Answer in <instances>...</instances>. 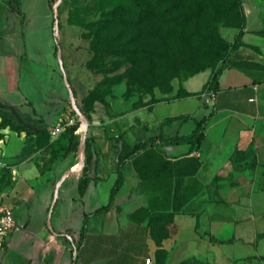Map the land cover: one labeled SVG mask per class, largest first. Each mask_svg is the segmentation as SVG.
Here are the masks:
<instances>
[{
  "label": "crops",
  "instance_id": "1",
  "mask_svg": "<svg viewBox=\"0 0 264 264\" xmlns=\"http://www.w3.org/2000/svg\"><path fill=\"white\" fill-rule=\"evenodd\" d=\"M243 3L247 32L236 59L247 64L226 68L211 98L161 102L88 133L99 162L83 195L81 142L68 153L56 151L65 160L63 154L44 159L43 152L55 153L44 148L46 130L0 128V202L12 207L16 223L9 248L30 264H264V237L258 239L264 232V0ZM5 7L0 0V122L12 112L21 121L42 118L31 125L46 128L51 117L39 111V81L23 62L35 63L41 48L28 37L43 22L51 26L52 10L48 0H24L21 36V16L3 14ZM13 23L16 31L7 33ZM210 113L199 144L158 140L127 160L112 207L98 211L110 203L118 178L116 135L132 147L153 135H189ZM236 151L242 156L234 166ZM36 199L46 212H29Z\"/></svg>",
  "mask_w": 264,
  "mask_h": 264
},
{
  "label": "rangeland",
  "instance_id": "2",
  "mask_svg": "<svg viewBox=\"0 0 264 264\" xmlns=\"http://www.w3.org/2000/svg\"><path fill=\"white\" fill-rule=\"evenodd\" d=\"M231 1L144 0V12L155 5L153 13L140 20L132 18L126 27H109L107 24L116 20V14L126 5L135 10L132 1L65 0L61 12L52 11L51 28L48 21L43 22L28 37V44L36 40L41 48L35 63L30 66L26 60L23 62L26 73L30 67L34 70L41 87L37 89L39 111L51 117L45 145L49 144L55 153L48 156L43 152L42 158L56 159L63 154L60 160L66 159V153L59 155L56 151H65L67 130L78 121L81 142L84 123L81 110L78 112L74 104L77 101L89 113V118L84 115L88 135L106 121L131 111H151L158 103L186 97L200 101L211 98L210 82L222 63L221 49L231 45L239 31L238 21L229 11ZM164 10L170 14L162 15ZM181 13L185 16L180 17ZM58 14L59 19L54 21ZM9 27L7 33L16 31V23ZM20 27L23 36L22 21ZM55 35L61 46L59 52ZM29 84L23 83L27 91ZM70 84L77 90V101L70 93ZM58 122L65 130L53 138ZM28 210L33 215L47 211L37 199Z\"/></svg>",
  "mask_w": 264,
  "mask_h": 264
},
{
  "label": "trees",
  "instance_id": "3",
  "mask_svg": "<svg viewBox=\"0 0 264 264\" xmlns=\"http://www.w3.org/2000/svg\"><path fill=\"white\" fill-rule=\"evenodd\" d=\"M48 0V4L50 9L53 11V13H56V11L58 10L59 12H61L63 10V4L65 2V0ZM132 1V4H134V9L129 10L128 6L126 5L123 11H121V13H118L116 15H119L118 18L116 20H114L113 22L108 23L107 25L110 26H128L130 23V20L134 17L136 20H140L143 19L145 17H147V15H149V13H153V11L155 10V5H149L147 9V12H144L145 8L141 7V4L144 2V0H130ZM161 1H165V0H161ZM24 0H6V5L7 7H5V9L7 11H16L17 14H19L21 16V21L24 23L25 21V14L23 12L22 9V4H23ZM166 2L169 3V0H166ZM232 5L230 7V12H233V16L236 18V20L238 21V25H239V31L235 36L234 42L231 45H228L226 47H223L221 49V59H222V63L219 67L216 68L214 75L212 77V80L210 82V88L212 90L213 93H215L217 90H219L220 88V75L221 73L229 67H244L247 62L243 61L242 59L237 60L236 59V55H237V51L238 49L245 44L244 41V35L246 34L247 30H246V23H247V18H246V12L244 9V3L243 0H232ZM136 4V6H135ZM179 5V4H177ZM176 5V7H177ZM178 8V7H177ZM232 9V10H231ZM146 11V10H145ZM162 15L168 16L170 13L167 10L162 11ZM184 17L185 15H183L182 13L180 14V17ZM57 19H59V14L55 16L54 21H56ZM140 22V21H139ZM106 25V27H107ZM260 34L264 35V30L263 31H259ZM55 39L57 42V46H56V52H59V50L61 49L59 40L57 38V36L55 35ZM69 80V79H68ZM70 82V80H69ZM71 88L73 90L74 93V97L76 98L77 101V90L76 88L72 85ZM30 103L32 104V102L30 101ZM77 105L79 107V109L81 110L82 114L85 115L87 118H89V113L88 111L84 108L83 105H81L78 101H77ZM7 108H10L11 106L6 105ZM34 113L37 112L36 109H33ZM210 113L209 115L203 117L201 120L198 121V126L197 128L189 135H183V136H170V137H163L162 134H158V135H153L148 139H141L135 146H130L128 143L125 142L124 138H123V134L119 133L118 135H116L115 137V141L116 144L119 147V151L117 154V170H118V178L111 190V195H110V203L106 206H103L101 208L98 209V211L102 212V211H107L109 210L112 205L113 202L115 200V196L116 193L118 192V190L120 189V187L122 186L123 182H124V172H123V167L124 164L127 160L134 158L135 156H137L143 149H145L146 147L150 146V145H155L158 144V140H160V142L163 143H178V142H191L193 144H199L204 136H205V129H206V125L208 120L211 117ZM21 116H23V114L21 113ZM24 117V116H23ZM26 121V122H25ZM25 121H21L18 119L17 115L12 113V112H8L6 114H4L2 121L0 122V128L5 127L7 125H10L13 129L17 130V131H27V132H37V131H44L46 130V128H35L31 125V122H43L42 118L40 119H33L31 117L26 118L25 117ZM80 125V121H78L74 126L70 127L67 131H68V143L67 145L64 147L66 153L70 152L72 149H78V146L80 144V140H78V134H76V131L78 129ZM45 150H49L51 147L49 146V144L45 145ZM54 151V150H53ZM55 152V151H54ZM84 156H85V162L82 166V170H83V176L80 178L79 180V192L81 195H83L87 188L88 185L91 181V177L89 176V172L91 170H93L98 162H99V151L96 148V141L94 136L88 134L85 140V145H84ZM241 156H242V152L240 151H236L232 158V164L234 166H237L239 164H237L240 160H241ZM264 237V232H260L258 235V239ZM215 241H219V240H215ZM77 247H79V244H77ZM262 259H264V257H262ZM0 264H30V259L14 250H12L11 248L8 247L7 245V240L4 241L3 243V256H2V260Z\"/></svg>",
  "mask_w": 264,
  "mask_h": 264
},
{
  "label": "built area",
  "instance_id": "4",
  "mask_svg": "<svg viewBox=\"0 0 264 264\" xmlns=\"http://www.w3.org/2000/svg\"><path fill=\"white\" fill-rule=\"evenodd\" d=\"M73 120V119H72ZM71 120V121H72ZM65 130L61 122H58L52 131L53 138H57ZM15 218L12 207L6 202H0V258L3 252V243L9 237L15 227ZM151 259L148 261L150 262Z\"/></svg>",
  "mask_w": 264,
  "mask_h": 264
},
{
  "label": "water",
  "instance_id": "5",
  "mask_svg": "<svg viewBox=\"0 0 264 264\" xmlns=\"http://www.w3.org/2000/svg\"><path fill=\"white\" fill-rule=\"evenodd\" d=\"M59 58L60 60L62 59V55L61 53L59 54ZM65 80H67V78L65 77ZM70 93L72 95V97H74V93H73V90L72 88L70 87ZM75 104V107L77 108L78 112H80V109L77 105V103H74ZM82 114V112H80ZM83 115V114H82ZM95 116V115H93ZM83 123H84V133H83V136H82V140H81V146H80V151H81V164H80V167L82 168L84 162H85V156H84V145H85V140H86V137H87V132H88V123H87V120L86 118L84 117L83 115Z\"/></svg>",
  "mask_w": 264,
  "mask_h": 264
}]
</instances>
